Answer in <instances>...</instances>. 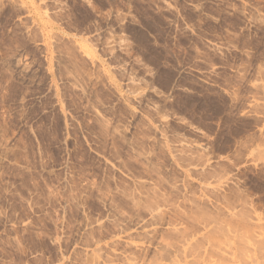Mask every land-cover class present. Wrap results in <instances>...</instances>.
I'll use <instances>...</instances> for the list:
<instances>
[{
	"label": "rangeland",
	"instance_id": "1",
	"mask_svg": "<svg viewBox=\"0 0 264 264\" xmlns=\"http://www.w3.org/2000/svg\"><path fill=\"white\" fill-rule=\"evenodd\" d=\"M0 264H264V0H0Z\"/></svg>",
	"mask_w": 264,
	"mask_h": 264
}]
</instances>
